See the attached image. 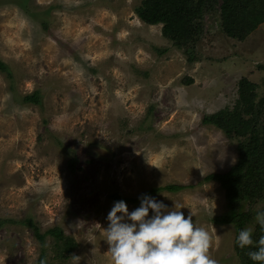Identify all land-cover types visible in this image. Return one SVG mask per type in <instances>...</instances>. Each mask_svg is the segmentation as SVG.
<instances>
[{
  "label": "rangeland",
  "instance_id": "1",
  "mask_svg": "<svg viewBox=\"0 0 264 264\" xmlns=\"http://www.w3.org/2000/svg\"><path fill=\"white\" fill-rule=\"evenodd\" d=\"M141 1L0 0V264H35L42 246L47 264H112L107 215L144 194L191 213L218 264H241L235 226L213 220L228 210L224 190L205 180L236 163L239 139L201 119L233 106L241 77L263 96L264 22L236 40L205 10L189 63L161 24L137 17ZM35 91L40 104L22 101ZM259 210L263 197L239 210L254 241ZM54 227L77 243L66 259Z\"/></svg>",
  "mask_w": 264,
  "mask_h": 264
},
{
  "label": "trees",
  "instance_id": "2",
  "mask_svg": "<svg viewBox=\"0 0 264 264\" xmlns=\"http://www.w3.org/2000/svg\"><path fill=\"white\" fill-rule=\"evenodd\" d=\"M208 9L218 12L223 33L236 40H244L264 22V0H142L135 13L147 25L161 24L162 36L181 49L187 61L193 63L198 61L195 49L203 31V15ZM0 71L9 75V69L1 59ZM190 82L192 80L188 79L187 83ZM256 88V84L241 77L233 106L205 114L201 119L202 124L213 125L225 135L239 139L236 163L222 173H211L205 177L207 181H217L224 190L228 210L213 220L217 224L235 226V241L238 230L244 229L251 218L250 210L248 213L239 211L240 207L248 200L264 198V94L256 100ZM22 101L41 103L36 91L25 95ZM179 188L171 185L165 189L178 191ZM3 222L0 219V226ZM48 233L54 238L58 258L66 259L77 249L75 240L61 228L54 227ZM256 234L264 235L259 225ZM38 238L43 245L44 235ZM234 244L241 264H255L248 257L249 247L241 249ZM35 264H47L43 246Z\"/></svg>",
  "mask_w": 264,
  "mask_h": 264
},
{
  "label": "clouds",
  "instance_id": "3",
  "mask_svg": "<svg viewBox=\"0 0 264 264\" xmlns=\"http://www.w3.org/2000/svg\"><path fill=\"white\" fill-rule=\"evenodd\" d=\"M139 200V207L131 212L123 200L114 202L107 215L104 232L112 264H218L209 255V232L194 224L191 213L185 217L181 206L168 209L147 194ZM255 220L264 231V210L257 211ZM252 236V228L238 230L236 246H254L249 259L264 264V235L256 241Z\"/></svg>",
  "mask_w": 264,
  "mask_h": 264
}]
</instances>
